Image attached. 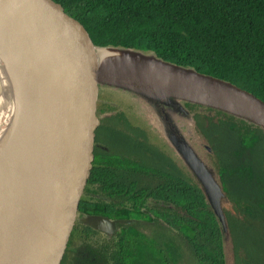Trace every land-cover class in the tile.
<instances>
[{"label":"trees","instance_id":"trees-1","mask_svg":"<svg viewBox=\"0 0 264 264\" xmlns=\"http://www.w3.org/2000/svg\"><path fill=\"white\" fill-rule=\"evenodd\" d=\"M70 2L100 48L190 68L264 101V0ZM142 96L165 114L162 127L170 137L159 136L176 157L151 143L144 129L131 135L122 110L108 112L79 215L105 214L118 219L116 229L105 233L78 219L61 264H227L225 237L231 264H264V127L176 96H167L172 106L160 105L159 112L162 99ZM185 124L191 126L182 130ZM189 133L198 137L199 150ZM183 148L219 184L225 229Z\"/></svg>","mask_w":264,"mask_h":264},{"label":"water","instance_id":"water-1","mask_svg":"<svg viewBox=\"0 0 264 264\" xmlns=\"http://www.w3.org/2000/svg\"><path fill=\"white\" fill-rule=\"evenodd\" d=\"M0 39L9 99L0 157V264H38L51 229L50 264H61L96 165L105 83L205 103L264 127V101L229 81L145 54L151 64L105 68L91 27L70 0H0ZM107 70L115 74L105 78ZM182 156L225 229L219 184L193 151L183 148ZM83 221L115 229L105 215Z\"/></svg>","mask_w":264,"mask_h":264},{"label":"rangeland","instance_id":"rangeland-1","mask_svg":"<svg viewBox=\"0 0 264 264\" xmlns=\"http://www.w3.org/2000/svg\"><path fill=\"white\" fill-rule=\"evenodd\" d=\"M100 57L103 61V66L105 68L111 67L114 65L116 62L119 61H130L131 63L134 64H142L146 62V60H150L147 56L135 52L129 49H123L119 47H104L100 48ZM147 60V61H148ZM112 71V70H111ZM110 73L108 70L105 72L104 76L107 78L109 74H115L114 71ZM5 72V66L2 60V57L0 55V77L4 74ZM106 80V79H105ZM6 87V84H3ZM7 92V90H4ZM104 104L106 107V112L104 111V114L106 115L108 112L111 110H122L128 118L135 119L136 123H144L143 119H139L138 117H145L150 124H153L158 127L157 131L160 132L163 136L166 135V133L163 130L162 127V119H164L165 114L162 112L161 114H157L150 106L153 105L152 100L143 97L141 94L138 92L127 88L125 86L118 85L115 82L111 83H105L104 86ZM162 101H159V112H161L160 105L162 107H171L172 105L169 104V100L166 97L161 98ZM7 108L4 107V105H0V136L5 128L6 121H7ZM176 120H179L178 117H176ZM187 126H191L188 124L182 125L181 129L185 130ZM173 129V128H172ZM148 134L152 139L160 145L163 149L167 150L171 155H174L176 157V154L168 147L166 144V139L164 140L163 137L161 138L160 136L158 137L155 134V131L152 129H147ZM196 134L194 133H189L188 136L195 147L199 150V140L198 137L195 136ZM167 137H170L169 135H166ZM168 143V142H167ZM225 255H226V261L227 264H231V248L228 239L226 240L225 237ZM185 264H195L193 261L189 259L187 263Z\"/></svg>","mask_w":264,"mask_h":264},{"label":"flooded vegetation","instance_id":"flooded-vegetation-1","mask_svg":"<svg viewBox=\"0 0 264 264\" xmlns=\"http://www.w3.org/2000/svg\"><path fill=\"white\" fill-rule=\"evenodd\" d=\"M140 65V64H139ZM139 119H143L144 123L140 124V123H136L135 122V119H131V118H128V116L125 117L126 119V127H127V130L128 132L131 134V135H136L137 133H140L141 132V129H144L148 135V140L153 143L154 145H156L157 147H159V145L152 139V137H150V135L148 134V130L147 129H153L155 131V134L159 137V132L157 131L158 127L155 126L152 122V124H150L148 122V120L145 118V117H138ZM90 214H100V213H90ZM89 214L85 215V216H81L79 215V219L83 220L84 218H86ZM101 215H105V214H101ZM107 216V215H105ZM109 217V216H107ZM110 218V217H109ZM112 220H115V229H116V224H117V221L118 219H114V218H110ZM114 229V230H115ZM98 230V229H97ZM113 230V231H114ZM101 231V230H100ZM102 232H105V231H102ZM105 233H108V232H105ZM112 233V232H111Z\"/></svg>","mask_w":264,"mask_h":264},{"label":"bare ground","instance_id":"bare-ground-1","mask_svg":"<svg viewBox=\"0 0 264 264\" xmlns=\"http://www.w3.org/2000/svg\"><path fill=\"white\" fill-rule=\"evenodd\" d=\"M0 55H1V57H4V49H3V46L1 44V39H0ZM147 60H146V62H144L142 64H151L153 62L152 59H150L148 61ZM4 139H5V133L3 132L0 136V157H1V152H2V148H3V144H4ZM55 240H56L55 231L51 229V233L49 234V242L43 248V251H42V254L40 256L38 264H50L51 258L53 255V251H54Z\"/></svg>","mask_w":264,"mask_h":264},{"label":"built area","instance_id":"built-area-1","mask_svg":"<svg viewBox=\"0 0 264 264\" xmlns=\"http://www.w3.org/2000/svg\"><path fill=\"white\" fill-rule=\"evenodd\" d=\"M6 84V87L3 85ZM7 90L5 92L4 90ZM9 99H8V86H7V74L6 70L4 74L0 77V105H4L5 108H8Z\"/></svg>","mask_w":264,"mask_h":264}]
</instances>
